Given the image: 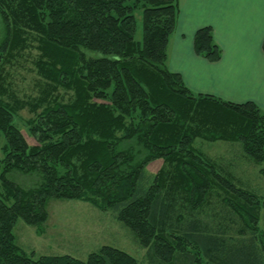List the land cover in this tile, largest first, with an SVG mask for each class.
I'll return each instance as SVG.
<instances>
[{
  "label": "trees",
  "instance_id": "obj_1",
  "mask_svg": "<svg viewBox=\"0 0 264 264\" xmlns=\"http://www.w3.org/2000/svg\"><path fill=\"white\" fill-rule=\"evenodd\" d=\"M178 13V0H0V264H139L111 246L86 261L25 252L17 223L43 234L52 200L113 211L153 264H264V198L195 147L198 139L239 144L228 147L262 165L264 112L196 95L168 69ZM32 44L41 82L25 100L6 67ZM194 46L211 63L222 58L211 27L197 31ZM24 111L34 145L16 121ZM153 163L162 165L147 182ZM13 171L36 184H17Z\"/></svg>",
  "mask_w": 264,
  "mask_h": 264
},
{
  "label": "rangeland",
  "instance_id": "obj_2",
  "mask_svg": "<svg viewBox=\"0 0 264 264\" xmlns=\"http://www.w3.org/2000/svg\"><path fill=\"white\" fill-rule=\"evenodd\" d=\"M134 1L132 0V2ZM133 14L137 21L136 41L142 42L143 9H136ZM3 34L4 29L0 21V41ZM34 46L36 44L30 45L28 50L22 53V57L19 60L17 59L6 67L9 74V82L16 90L18 97L25 100L37 98L39 95L38 89L41 80L34 66L38 55V51ZM66 93L64 90L59 91L61 97H70V93ZM30 117L29 112L24 111L20 113L16 121L28 143L34 145L36 141L27 134V126L25 124L26 119ZM5 145L6 139L0 133V160L4 157ZM228 146L241 149L239 144L208 143L201 139L195 142L197 150L225 168L226 172L231 175L239 186L251 189L264 198V163L259 166L254 163L250 164L241 157L238 149ZM161 165L153 163L147 167V182L152 181ZM34 177L18 171H13L8 175L10 180L23 187L34 186L36 184L33 180L35 179ZM1 193L2 184L0 181ZM215 199L218 200V198ZM11 204L12 202H8V205ZM48 211L49 220L45 224L43 234H39L36 228L26 225L21 220L17 223L15 228L17 243L28 254H35L36 257L41 255H69L86 261L90 254L97 252L103 246H111L135 257L139 264H153L148 258V249L142 248L138 244L132 232L118 221L117 215L113 211H103L82 201L57 200L49 202ZM260 225L264 233V210L262 211Z\"/></svg>",
  "mask_w": 264,
  "mask_h": 264
},
{
  "label": "crops",
  "instance_id": "obj_3",
  "mask_svg": "<svg viewBox=\"0 0 264 264\" xmlns=\"http://www.w3.org/2000/svg\"><path fill=\"white\" fill-rule=\"evenodd\" d=\"M168 69L196 95L236 104L252 102L264 112V0H178ZM211 27L222 58L211 63L195 53L198 30Z\"/></svg>",
  "mask_w": 264,
  "mask_h": 264
},
{
  "label": "bare ground",
  "instance_id": "obj_4",
  "mask_svg": "<svg viewBox=\"0 0 264 264\" xmlns=\"http://www.w3.org/2000/svg\"><path fill=\"white\" fill-rule=\"evenodd\" d=\"M135 258V257H134Z\"/></svg>",
  "mask_w": 264,
  "mask_h": 264
}]
</instances>
